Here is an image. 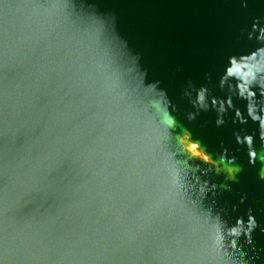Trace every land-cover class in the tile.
<instances>
[{"label": "clouds", "instance_id": "1", "mask_svg": "<svg viewBox=\"0 0 264 264\" xmlns=\"http://www.w3.org/2000/svg\"><path fill=\"white\" fill-rule=\"evenodd\" d=\"M116 26L98 0H0V264H264L247 194L218 205L244 165L177 132L178 105ZM240 32L256 47L227 57L228 95L188 81L182 96L189 121L257 126L233 135L264 181V15Z\"/></svg>", "mask_w": 264, "mask_h": 264}, {"label": "water", "instance_id": "2", "mask_svg": "<svg viewBox=\"0 0 264 264\" xmlns=\"http://www.w3.org/2000/svg\"><path fill=\"white\" fill-rule=\"evenodd\" d=\"M101 10L115 12L116 30L128 42L132 54H139L141 66L148 70V80L161 81L170 97L179 107L177 119L179 134L185 130L192 133L213 154L222 151L221 143L229 153L238 157L244 165L237 183L218 196V205L231 213L233 204L247 194L248 200L241 210L253 206L258 219L264 218V181L259 179V161L256 166L248 164L244 151L235 142L234 130L239 127L248 131L257 126L233 125L231 119L223 127L215 124V111L201 112L196 120L189 121L187 112L195 109L182 96V89L193 81L197 87L208 84L214 95L226 97L227 89L219 88V79L227 62L234 53H247L256 47L255 41L241 38V28L250 25L252 17L264 15V5L250 4L244 9L238 0H98ZM208 74L212 80L207 79ZM235 99L238 107L245 102ZM234 115V113H230ZM197 146V150H198ZM257 147L260 148L259 141ZM264 154V149H261ZM223 182V177H216ZM236 215V214H233ZM258 244L264 246V234L257 232Z\"/></svg>", "mask_w": 264, "mask_h": 264}]
</instances>
